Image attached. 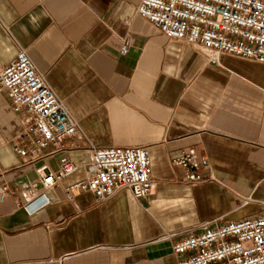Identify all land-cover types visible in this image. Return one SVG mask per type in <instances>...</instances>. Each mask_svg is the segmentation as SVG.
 <instances>
[{
	"label": "crops",
	"instance_id": "0c3cea01",
	"mask_svg": "<svg viewBox=\"0 0 264 264\" xmlns=\"http://www.w3.org/2000/svg\"><path fill=\"white\" fill-rule=\"evenodd\" d=\"M138 0H0V69L24 49L89 141L99 148L148 147L154 189H128L98 203L66 188L86 179V142L23 165L14 142L26 117L0 91V264H178L173 244L201 223L264 215V64L223 54L207 63L137 14ZM127 52L122 53V46ZM194 149L208 161L190 184L172 159ZM78 169L30 214L36 171ZM175 234L173 238L167 235Z\"/></svg>",
	"mask_w": 264,
	"mask_h": 264
},
{
	"label": "built area",
	"instance_id": "2783aa9c",
	"mask_svg": "<svg viewBox=\"0 0 264 264\" xmlns=\"http://www.w3.org/2000/svg\"><path fill=\"white\" fill-rule=\"evenodd\" d=\"M137 14L169 41L197 49L211 65H220L223 54L264 64V0H138ZM127 49L124 45L121 52ZM0 91L7 94L15 113L27 119L14 142L23 165L61 153L69 138L81 136L85 140L86 179L66 188L69 197L89 191L103 203L123 189L130 190L137 200L152 194L149 148L95 147L24 49L0 69ZM171 162L183 169L187 183L206 181L200 171L208 161L194 149L182 152ZM77 169L67 157L60 159L57 172L50 171L46 164L38 167L43 191L31 190L24 209L33 214L47 206V191ZM7 194V186L0 189V202ZM174 236L169 234L167 238ZM173 253L178 264H264V215L222 224L201 223L174 242Z\"/></svg>",
	"mask_w": 264,
	"mask_h": 264
}]
</instances>
